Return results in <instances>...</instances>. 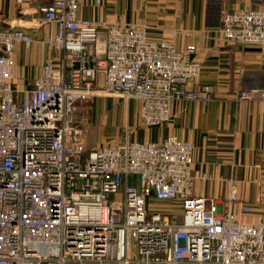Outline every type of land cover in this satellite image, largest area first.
Returning a JSON list of instances; mask_svg holds the SVG:
<instances>
[{"label":"built area","instance_id":"built-area-1","mask_svg":"<svg viewBox=\"0 0 264 264\" xmlns=\"http://www.w3.org/2000/svg\"><path fill=\"white\" fill-rule=\"evenodd\" d=\"M33 1L32 28L56 31L38 40L55 53L32 86L16 84L14 56L32 33L0 27V264H264V219L194 194L193 141L85 144L79 110L99 96L139 99L147 128L170 120L176 101L212 100L213 85L192 87L196 46L154 38L149 24L85 20V0ZM220 31L229 44L264 46V8L226 12ZM237 195L233 179L229 201Z\"/></svg>","mask_w":264,"mask_h":264},{"label":"crops","instance_id":"crops-1","mask_svg":"<svg viewBox=\"0 0 264 264\" xmlns=\"http://www.w3.org/2000/svg\"><path fill=\"white\" fill-rule=\"evenodd\" d=\"M19 1L0 0V27L12 25L32 33L34 41L29 46L18 42L14 49L15 82L30 87L46 59L55 53L38 40L55 32L56 25L33 29L40 22L42 1ZM18 5L27 14L26 25L16 19ZM252 8H264V0H85L78 12L85 20L149 24L154 38H173L179 48L194 44V58L201 62L202 72L192 87L211 84L215 88L212 100L174 102L170 120L149 128L141 121L139 99L99 96L96 102L103 98L127 101L126 109L131 102L142 127L133 137L108 141L105 135L95 143L97 127L86 137L91 138L87 148L132 139L160 142L170 134L191 140L197 176L194 194L215 198L222 211L229 206L241 220L264 219V98L260 94L264 90V46L229 44L220 31L226 12ZM101 37H105L104 32ZM242 90L251 95L242 97ZM233 179L237 180L238 195L231 202ZM243 206L251 210L245 211Z\"/></svg>","mask_w":264,"mask_h":264},{"label":"rangeland","instance_id":"rangeland-1","mask_svg":"<svg viewBox=\"0 0 264 264\" xmlns=\"http://www.w3.org/2000/svg\"><path fill=\"white\" fill-rule=\"evenodd\" d=\"M19 3L22 4V2L20 1ZM16 19L20 24L23 23L24 25H26L28 23L24 21L25 19H27V14L21 10V6L19 7V5ZM27 85L28 84L25 85L26 87H20L27 88ZM96 99L97 98H94L88 104L83 106L79 110L78 114L79 122L81 123V126L84 127L86 147L88 146L87 140L91 139L90 137L86 139V137L90 134H93L97 130V127L99 129V133L94 136L93 140L95 141V143L105 135L106 140L108 141L114 139L124 140L127 137H133L139 131V128L142 127L138 115H134L136 108L130 101L126 109L127 101L125 102L122 99L103 98L105 100L101 99L98 102H96ZM121 189L119 193H121ZM115 197V194H113L112 199H114ZM169 208H172L176 213H178V215H176L177 219L181 218L179 214V205L171 204Z\"/></svg>","mask_w":264,"mask_h":264}]
</instances>
